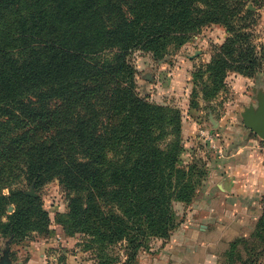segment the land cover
<instances>
[{
  "label": "trees",
  "instance_id": "1",
  "mask_svg": "<svg viewBox=\"0 0 264 264\" xmlns=\"http://www.w3.org/2000/svg\"><path fill=\"white\" fill-rule=\"evenodd\" d=\"M249 4L264 8V0H0L1 237L53 233L41 199L20 188L36 179L59 180L69 212L57 223L87 239L95 264H117L108 251L123 242L132 262L168 240L179 226L174 203L190 204L206 171L182 163L180 112L140 97L129 58L162 59L203 27L223 26L229 58L214 60L201 84L211 102L227 70H261L264 50L241 25L256 16Z\"/></svg>",
  "mask_w": 264,
  "mask_h": 264
},
{
  "label": "rangeland",
  "instance_id": "2",
  "mask_svg": "<svg viewBox=\"0 0 264 264\" xmlns=\"http://www.w3.org/2000/svg\"><path fill=\"white\" fill-rule=\"evenodd\" d=\"M247 9L256 16L241 25L248 24L244 32L250 34L251 42L260 53L264 50V8L249 4ZM229 37L226 28L213 24L190 36L183 46L172 47L162 59H154L150 53L141 51L134 52L129 58L136 71V91L140 97L180 112L182 141L186 149L182 163L198 165L200 170L206 171V176L198 178V191L190 204L174 203L179 226L168 240L152 241L132 262L128 260L126 243L123 242L108 251L118 259L117 264H264V227L260 225L264 217V192L256 195V199L246 202L241 199L240 209L244 211L246 206H251L247 211H252V218L237 215L232 218L233 227H226L224 221L230 217L225 214L214 213V210L193 214L191 210L194 201L206 188L212 170L216 169L217 177L229 181L231 177L242 178L245 175L244 166L248 167L249 163L247 165L244 161H250L254 173L259 170V165L264 164V140L244 125L242 117L250 106L258 107L264 97V56L260 55L261 70L253 75L227 70L225 88L213 101L205 102L201 93V84L211 81L208 66L219 56L229 58L222 54V47ZM203 130L213 138L212 145L216 148L201 136ZM240 160L245 164L237 171L228 167L239 164ZM215 165L221 166L214 168ZM222 181L225 182V179L220 184L223 188ZM254 182L257 183V180ZM36 183V179L32 183L24 182L20 188L27 195L41 199L53 233L49 236L32 233L20 242L0 235V264H95L94 251L86 249L87 239L80 234L66 233L57 223L61 216L69 212L68 197L61 190L59 180L40 187ZM234 186L241 187L232 183L231 187ZM231 191V197H239L233 189ZM229 203L232 204L229 199L207 200L204 207L219 208L223 204L226 207ZM233 203L236 205L237 202ZM204 217L216 221L205 224L201 222ZM221 221L224 222L222 230L215 226ZM206 225L212 227L207 234L204 232Z\"/></svg>",
  "mask_w": 264,
  "mask_h": 264
},
{
  "label": "crops",
  "instance_id": "3",
  "mask_svg": "<svg viewBox=\"0 0 264 264\" xmlns=\"http://www.w3.org/2000/svg\"><path fill=\"white\" fill-rule=\"evenodd\" d=\"M245 163H249V168L244 166V168L246 169V171L244 172L245 175L241 177L239 176H235V177H231V179L229 181H226V178H221V177H217L215 175L216 173V169L215 170H212L211 171V174L209 175V177L207 178V184H206V188H204L202 194H200L197 199L194 201V205H193V208L191 210H193V214L194 213H198V214H205V213H208V212H211L214 210V213H222V214H225L226 217H230V219L228 220H225L224 222L227 223L226 227L228 225L230 226H234V222H233V219L235 216L237 215H241V216H244L245 218H249L251 219V214H252V211L250 210L247 211L249 209V207L251 206H246L245 207V210L242 211L240 208L239 205H241L242 203L240 202L241 199H243L245 202L248 200H252L253 198H255V196L262 194L264 192V164L263 165H259V170L254 173L253 172V167H251V163L250 161H244ZM243 161L240 160L239 164L237 165H233V164H230L228 167L229 168H234V170H238L239 168H242L243 165L242 164H245ZM221 165H215V167L217 168H220ZM225 168L227 167L226 164L224 163L223 165ZM222 166V167H223ZM213 168V169H214ZM261 169V170H260ZM231 172V171H230ZM235 172V171H234ZM254 174H257V176H254ZM232 175V174H231ZM221 178V180H224L225 179V182L222 181L223 183V188L220 186L221 184V180L219 179ZM242 179H243V182H242ZM255 179L257 180V183H255ZM232 183L238 185L240 184V186L242 187H231L232 186ZM233 189V192L237 194V196L239 197H231L230 193H232V190ZM225 190V192H223ZM225 197V198H224ZM220 200L222 199V201H226V199H229L231 200L232 204L229 203L226 207H224V204L222 207H219V208H207V207H204V203L207 201V200ZM256 199V198H255ZM233 202H237L236 205H234L235 203ZM251 205V204H249ZM233 218V219H232ZM232 219V220H231ZM236 219V218H235ZM204 221H201L202 223H205V224H212V223H215L216 219H212V218H209V217H204L203 219ZM240 220V219H239ZM239 220H235V222L239 221ZM248 220V219H247ZM224 222L221 221L220 223L218 224H215L216 228L217 229H220L222 230L224 228ZM245 223V221H242ZM240 223H241V220H240ZM236 224V223H235ZM239 225V224H237ZM207 227H205L204 229V232L205 234L209 233L211 230H212V227L209 226V225H206ZM2 239H0L1 241ZM201 244V242H200ZM190 253H193V252H190ZM189 254V252L187 253ZM197 259V257H196ZM206 261V260H204ZM201 262V260H200ZM200 262H197V263H200Z\"/></svg>",
  "mask_w": 264,
  "mask_h": 264
},
{
  "label": "water",
  "instance_id": "4",
  "mask_svg": "<svg viewBox=\"0 0 264 264\" xmlns=\"http://www.w3.org/2000/svg\"><path fill=\"white\" fill-rule=\"evenodd\" d=\"M244 125L264 140V97L258 107L250 106L242 114Z\"/></svg>",
  "mask_w": 264,
  "mask_h": 264
},
{
  "label": "built area",
  "instance_id": "5",
  "mask_svg": "<svg viewBox=\"0 0 264 264\" xmlns=\"http://www.w3.org/2000/svg\"><path fill=\"white\" fill-rule=\"evenodd\" d=\"M201 136H202L203 138H205L207 141L210 142L211 147L216 148L215 145H212V143H213V138H212L211 136H208V133H206V132L203 130V131H201Z\"/></svg>",
  "mask_w": 264,
  "mask_h": 264
}]
</instances>
